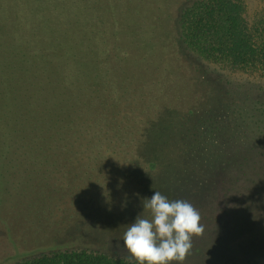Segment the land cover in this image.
Here are the masks:
<instances>
[{
  "label": "trees",
  "instance_id": "trees-1",
  "mask_svg": "<svg viewBox=\"0 0 264 264\" xmlns=\"http://www.w3.org/2000/svg\"><path fill=\"white\" fill-rule=\"evenodd\" d=\"M60 1L49 11L62 6L63 14L49 12L47 26L73 10L74 3ZM88 1L92 36L80 34L84 21L77 17L68 30L42 35L51 45L22 46L11 65L0 54V264H137L123 235L137 215L151 219L143 203L155 191L190 202L201 215L204 233L193 237L183 264H264V0H254L250 12L252 0H110L109 8ZM148 62L158 67L135 91L112 74L127 75L132 64ZM81 74L87 79H72ZM236 76L243 78L240 92L224 84ZM76 123L78 147L68 157L80 160L89 152L98 168L117 160L123 167L97 172L93 194L82 179L80 196L63 203L75 196L48 183L52 173L72 166L60 168L64 156L53 142H73L71 133L56 130ZM222 136L237 145H222ZM216 177L219 190L236 200L230 201L236 209L226 212L235 214L233 223L217 217L214 199L207 204L203 195L214 190ZM19 178L27 182V196L52 197L57 212L47 221L42 211L48 209L37 206V225L16 234L9 187L18 188ZM90 196L105 202L92 206ZM73 212L79 213L74 219ZM105 214L125 219L90 226ZM51 217L63 222L48 224ZM77 218L87 223L76 227ZM234 241L245 246L229 249ZM222 246L221 255L247 251L212 262Z\"/></svg>",
  "mask_w": 264,
  "mask_h": 264
},
{
  "label": "rangeland",
  "instance_id": "rangeland-1",
  "mask_svg": "<svg viewBox=\"0 0 264 264\" xmlns=\"http://www.w3.org/2000/svg\"><path fill=\"white\" fill-rule=\"evenodd\" d=\"M69 1L71 3H74L73 10L69 11L68 13L69 17H65V20L61 21L59 25L51 24L50 26H47L46 20L49 17V12L52 16H56V17H60V15L63 14L62 6L58 7V9H60L61 11L55 12L58 9L49 11V9H51L52 6L55 4V0H0V54L1 56L3 57L7 56L11 60L10 62V65H11L14 60L15 52L20 51L22 46L29 45L31 47L32 46L38 47V46L51 45L50 43H48L50 42L49 39L42 37V35L50 33V31L57 33L59 31L68 30L69 27L73 25L72 22H74V19H77V17H79L81 20L84 21V23H81L79 26L80 34H84L85 32H89L91 36L95 34V31L92 25L95 20V18L93 17L95 13H94V10L91 8V6L93 5L88 0H87L88 3L86 0H69ZM106 1H110V0H99L100 3H104L102 4L104 8L105 7L109 8V5L105 3ZM121 1L125 3H130V0H121ZM136 1L142 2L143 0H136ZM60 2L64 3V2H67V0H61ZM70 2H67V3H70ZM254 2H255L254 0L249 2L250 3L248 4L249 12L252 10V8L256 7ZM123 9H126V8H123ZM136 11L142 13V10L139 7L136 9ZM169 64L174 65L175 61L170 60ZM185 66L181 65L180 67L184 70L189 71V67L188 66L185 67ZM42 67L43 65L39 66V68H42ZM129 67L131 68L130 71L132 72H128L127 75L123 74L122 71H119V70H115L114 73H112L116 76L123 78L121 79V82L124 86H126V90L128 92L132 91V89L135 91V88L141 84L145 85L146 81H143L141 77L144 76L147 71L155 70L158 67V64L154 62H148L147 64L146 63L145 64L144 63L132 64V66H129ZM175 75L177 78L176 79L177 82H179L180 79L178 75L177 74ZM72 79L81 81V79H87V78L84 74H81L79 76L73 75ZM229 79H231V83L224 82L225 87L227 88L231 87L233 89H237L240 92L241 90L239 88V84L240 82L243 81V78L240 76H236V77H230ZM176 80L173 82H176ZM138 83H141V84H138ZM82 101H85V99H83ZM63 122L65 124L66 120H64ZM64 124L63 125L59 124V126H62V127H60L56 131L57 132L64 131L65 134L71 133L73 137L72 138L73 142H68L66 144V142L63 139H60V137H58L59 140L56 139L54 140L53 143L55 146L58 145V147L60 148V150L58 151L59 155H61L62 157L64 156L63 162H62L63 164L62 166H60V168H69L68 165H71L72 168L69 171V173L66 172L67 170H65L62 174L60 172H55V173L51 172L53 174L52 179H51L53 182L48 183V184H54L55 186H57L56 188H58L60 191H63V194H66V196L67 195L75 196L72 199H64L62 201L63 203L66 201L74 202L80 196V189L78 186L80 182L82 181V179L88 182L89 188H91L88 191L89 193L93 194V190H95V188L97 187V183H98L97 181L99 180V177L97 176L98 175L97 172L101 170L103 173H105L111 166L117 167V168L123 167V164L117 160L113 162V164H105V166L102 165L101 167L98 168L96 166L95 160L92 158V155L89 152L86 154V156L82 157L80 160L79 159L74 160L71 157H68V155L73 156V152L78 147L77 141L80 137L81 128L78 125V123L70 127L68 126L65 127ZM42 130H45V128H43ZM222 137L223 138H221V141L219 139L222 145H230L231 148L237 145L236 142L228 139L226 136L225 137L222 136ZM120 154L121 156H123L125 154V150H124V154L122 153ZM66 157L70 158L71 160L68 161ZM21 164L22 163L20 162V165ZM50 167L47 166L46 170L49 171ZM85 172L89 174L88 177H84L86 175ZM21 180L22 179L19 178V179H16L15 181V187H18L19 185L18 188L14 189L12 187H9V190H10L9 197H13V202L15 201L14 206H16L14 215L12 219L9 221V224L12 225L13 230L16 232V234H19L23 226L25 227L27 225H30L34 227V225H37V218L35 214L36 211L34 210V208H37V206L39 208H42V204L44 203L45 208H47L48 210L42 211V214L45 218H47V221L50 215H53L57 212V210L54 207L55 203L52 201L53 200L52 197H49L46 200V197L39 196V198L34 200L31 195L27 196V194L24 191V187L27 184V182L26 180H24V183H22ZM20 181L21 183H19ZM214 183L216 187L214 188L213 191L212 189H208V191L205 189L203 190V195H205L206 202L208 204V202L210 201L209 199H211L212 197L214 199L213 207L215 208L216 216L221 219L223 218L227 222L228 220H230L233 223L235 214H232V212L233 210L236 209V207H235V204L231 202L236 201V200L234 196L233 198L231 197L232 198L231 199L229 193L219 190L220 185H221L220 179L216 177L214 179ZM238 183H239V180H236V184ZM68 185H72L71 189L69 188ZM185 189H188L187 191L191 189V179L189 177H187V186ZM54 191L56 192V194H58V191L56 190ZM83 191H87V190L83 189ZM19 194H21L23 197L22 196L19 197ZM90 197H91L90 203L92 204V206H94V203L98 204L102 201L95 197H92V196ZM19 199H22V201L21 200L19 201ZM102 202H105V201H102ZM6 203H7V199L5 198L2 200V207H5ZM72 207L74 208V204ZM228 210L232 211L231 214L226 213ZM73 213H74L73 219L76 217V215H79L78 212L76 213L73 212ZM124 219L125 217L119 218V220L116 222L114 218L112 217L110 218L108 214H105L103 218L92 219L90 226L93 227L95 223L97 222H103L106 224H115V223L123 221ZM84 221L85 220L83 219L80 220L77 218L75 219V221L72 222V224L78 227L79 223L83 224ZM62 222L63 220H59V219H56L55 217H51L48 224H55L54 226H57V225H60V223ZM40 223L42 224L41 221ZM64 223L67 225L66 222ZM85 223L87 222L85 221ZM250 236L252 238L254 237L253 235H250ZM240 243L238 241H234V244L229 243L227 247H230L229 249H232V248H235L236 246H239V247L245 246V244L240 245ZM223 247L224 246L220 247L218 254H216V256H213L211 258L212 262H215V259L225 260L226 258H229L230 260H232L233 256L240 255L239 257H241L247 251V250H244V253L242 254L241 250H237L236 248L237 250L236 253L230 250H227V252L224 255H221L222 253L225 252V249Z\"/></svg>",
  "mask_w": 264,
  "mask_h": 264
},
{
  "label": "clouds",
  "instance_id": "clouds-1",
  "mask_svg": "<svg viewBox=\"0 0 264 264\" xmlns=\"http://www.w3.org/2000/svg\"><path fill=\"white\" fill-rule=\"evenodd\" d=\"M151 219L137 215L123 235L124 247L137 264H183L193 237L204 233L199 211L186 200H169L159 191L145 198Z\"/></svg>",
  "mask_w": 264,
  "mask_h": 264
}]
</instances>
